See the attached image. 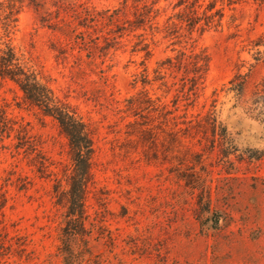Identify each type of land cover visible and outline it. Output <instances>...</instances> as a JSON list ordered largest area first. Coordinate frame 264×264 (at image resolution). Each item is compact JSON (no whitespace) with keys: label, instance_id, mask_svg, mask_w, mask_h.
<instances>
[{"label":"rangeland","instance_id":"374dc122","mask_svg":"<svg viewBox=\"0 0 264 264\" xmlns=\"http://www.w3.org/2000/svg\"><path fill=\"white\" fill-rule=\"evenodd\" d=\"M42 1L53 11L54 3L104 9L121 0ZM170 13L157 19L158 32H145L150 58L133 53L136 38L125 35L106 58L93 62L77 50L71 55L66 40L29 8L19 16L12 35L17 53L72 106L92 139L89 233L73 240L72 249L81 264H264V106L254 95L264 80V7L238 5L226 11L221 29L190 39L164 37ZM58 46L67 48L66 57H57ZM182 49L204 50L210 63L188 108L193 127L171 138L170 125H160L156 113L138 109L134 116L126 99L146 90L171 105L174 88L166 95L153 81L154 70ZM143 74L150 84H142ZM237 74L246 81L242 96L228 90ZM20 96L0 81V106L9 105L33 145L16 148L14 134L0 137V264H63L64 209L55 204L53 185L62 179L65 186L64 175L71 173L69 147L55 121L25 109ZM209 114L226 127L233 154H223ZM39 152L51 163L41 173L31 165Z\"/></svg>","mask_w":264,"mask_h":264},{"label":"trees","instance_id":"16d2710c","mask_svg":"<svg viewBox=\"0 0 264 264\" xmlns=\"http://www.w3.org/2000/svg\"><path fill=\"white\" fill-rule=\"evenodd\" d=\"M162 2L166 5L161 6ZM247 2L264 7V0H121L118 6L104 9L86 3H54L55 9L49 11L44 8L42 0H0V81L11 84L21 93L25 109L55 121L69 147L71 173L64 175L65 186L62 179H56L53 185L55 204L64 209L59 234L63 264L82 263L81 257L72 249V241L87 237L89 233L85 201L91 177L92 139L86 123L72 106L54 94L49 81L28 66L13 46L12 35L22 11L29 8L42 26L63 37L71 55L77 50L93 62L106 58L125 35L136 38L132 45L133 53H143L146 59L150 58L151 43L147 41L145 32H158L157 19L169 8L171 13L163 23L164 37L190 39L194 33L201 35L221 29L226 11ZM56 52L57 57H66L67 48L58 46ZM209 63V55L204 50L195 52L192 49L187 52L182 49L176 56L165 58L157 63L153 81H159L165 87L166 95L174 88L171 105L161 99H151L145 90L126 99L127 109L133 110L134 116L139 114L136 113L138 109L148 114L156 113L160 125L171 126L172 130L168 133L171 138L177 133L184 134L193 127L192 120L187 119L188 108L204 86ZM141 82L148 85L151 81L143 74ZM228 84V90L243 95L246 84L243 75H235ZM255 88V103L262 101L264 106V80ZM16 106L22 108L19 103ZM181 106L183 113L180 115ZM8 108L9 105L0 106V137L9 138L14 134L16 148L30 149L33 145L30 144L25 126L9 115ZM206 118L210 121L213 136L222 146L223 154H233L231 152L237 149L226 127L211 114ZM46 162L41 152L31 159V165L39 173L51 165ZM1 198L5 200L3 196Z\"/></svg>","mask_w":264,"mask_h":264}]
</instances>
